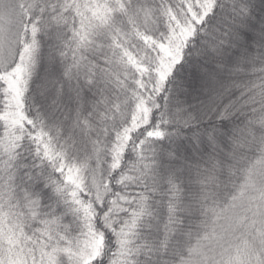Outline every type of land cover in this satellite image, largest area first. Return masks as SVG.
Masks as SVG:
<instances>
[{"label":"snow or ice","instance_id":"snow-or-ice-1","mask_svg":"<svg viewBox=\"0 0 264 264\" xmlns=\"http://www.w3.org/2000/svg\"><path fill=\"white\" fill-rule=\"evenodd\" d=\"M0 264H264V0H0Z\"/></svg>","mask_w":264,"mask_h":264}]
</instances>
